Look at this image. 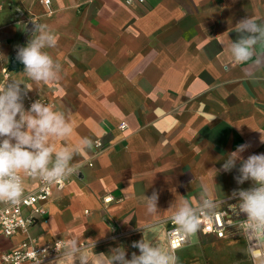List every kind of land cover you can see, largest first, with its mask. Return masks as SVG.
Segmentation results:
<instances>
[{"label":"crops","instance_id":"1","mask_svg":"<svg viewBox=\"0 0 264 264\" xmlns=\"http://www.w3.org/2000/svg\"><path fill=\"white\" fill-rule=\"evenodd\" d=\"M247 16L264 24V0H0V78L31 36L29 23L45 25L57 41L45 51L58 78L33 81L23 64L13 77L31 97L67 114L72 134L54 147L92 141L27 234L0 231V255L27 236L39 244L78 238L92 246L82 253L91 258L98 251L92 264L116 247L128 258L139 254L133 242L142 238L171 254L166 232L177 201L196 207L204 187L215 200L248 188L251 181L236 183L235 169L221 170L240 144L250 145L245 157L264 153V68L237 63L228 47L238 38L232 27ZM256 53L264 54V43ZM24 176L34 188L39 176ZM153 191L159 213L148 216ZM139 225H148L144 233ZM197 236L214 237L196 232L190 240Z\"/></svg>","mask_w":264,"mask_h":264},{"label":"clouds","instance_id":"2","mask_svg":"<svg viewBox=\"0 0 264 264\" xmlns=\"http://www.w3.org/2000/svg\"><path fill=\"white\" fill-rule=\"evenodd\" d=\"M232 31L238 34V38L228 45L232 58L237 63L253 61L258 68H264V54L256 53V46L264 43V24L247 16L240 19ZM56 42L55 35L45 25L33 22L31 36L25 45L17 46L15 56L24 65L23 71L29 79L46 82L58 78L57 63L45 51L53 48ZM28 90L22 81L11 78L0 85V203L12 206L24 198L21 174L38 175L47 184H53L76 174L78 165L74 158L81 148L92 147V141L85 137L74 146L54 147L55 140L65 141L72 134L68 116L39 99L25 108ZM249 147L247 143L240 144L228 153L221 170L227 173L235 169L234 179L238 185L251 181L248 188L234 189L226 199L236 201L230 209L234 216L244 214L246 217L242 220V232L255 257L258 255L256 249L264 247V153L245 157L243 153ZM200 194L203 199L197 207H192L186 199L179 200L175 213L168 218L186 236L198 231L201 216L211 219L216 215L218 202L211 191L204 187ZM158 198L156 191L146 197L148 216L159 213ZM147 227L137 226L143 233ZM133 247L139 254L133 252L128 258L123 247L112 248L108 260L102 259L101 264H177L175 255L144 238L134 241ZM61 255L72 257L73 264L77 261L78 264H92L89 255L82 253L78 238L67 241Z\"/></svg>","mask_w":264,"mask_h":264},{"label":"built area","instance_id":"3","mask_svg":"<svg viewBox=\"0 0 264 264\" xmlns=\"http://www.w3.org/2000/svg\"><path fill=\"white\" fill-rule=\"evenodd\" d=\"M140 1L143 2L144 0ZM43 2L47 6H50L52 0H43ZM127 2L130 3L131 0H127ZM10 78L14 79L13 71L8 66H5L2 70L0 85H3ZM35 100L37 99L27 93L26 102L24 103L25 108H28ZM121 127L125 130L128 125L126 122H122ZM96 146L102 151L104 149L103 141L97 140ZM21 175L24 188V198L22 201L16 206L0 203V231L8 237H12L18 233L27 234L32 225L37 221V218L44 216L48 212L47 204L52 199L54 189L64 190L68 183L67 177L53 184H47L39 177L36 186L28 188L25 185V176ZM226 198L225 200H216L218 203L215 217L211 219H206L203 216L200 217V227L197 233L204 236H214L220 240H242L247 246L251 263L264 264V247L256 249L258 255L253 257L249 243L242 232V220L246 217L244 214H241L239 217L234 216L230 209L232 208L231 204L236 203V201ZM112 201L113 198L111 196L104 198L106 204ZM166 234L169 249L174 254L190 241V236L181 233L170 221ZM66 242L67 240L56 238L47 243L39 244L35 239L27 236L17 247L0 255V264H36L37 261H40L41 264L45 263L62 256L61 253ZM253 243L255 242L253 241Z\"/></svg>","mask_w":264,"mask_h":264},{"label":"rangeland","instance_id":"4","mask_svg":"<svg viewBox=\"0 0 264 264\" xmlns=\"http://www.w3.org/2000/svg\"><path fill=\"white\" fill-rule=\"evenodd\" d=\"M245 245L242 240L230 241L220 240L216 237L197 236L196 240L189 241L185 249L177 252L179 254L177 264H252L248 250L244 248ZM91 247L84 243L81 245V250L82 252L87 251L92 249ZM97 253L98 251H96L95 257L91 256L95 261L98 258ZM171 254L176 256L172 251ZM64 257L62 255L51 261Z\"/></svg>","mask_w":264,"mask_h":264},{"label":"water","instance_id":"5","mask_svg":"<svg viewBox=\"0 0 264 264\" xmlns=\"http://www.w3.org/2000/svg\"><path fill=\"white\" fill-rule=\"evenodd\" d=\"M32 28H33V22H30L27 29L31 30ZM20 64L21 63H19L16 59H14V60H12L9 68H10V70L15 71L19 68Z\"/></svg>","mask_w":264,"mask_h":264}]
</instances>
